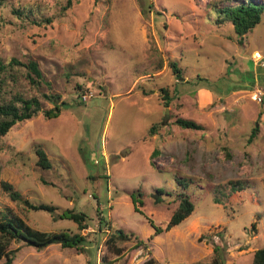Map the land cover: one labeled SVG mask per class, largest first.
Wrapping results in <instances>:
<instances>
[{
  "label": "rangeland",
  "instance_id": "1",
  "mask_svg": "<svg viewBox=\"0 0 264 264\" xmlns=\"http://www.w3.org/2000/svg\"><path fill=\"white\" fill-rule=\"evenodd\" d=\"M219 1L73 0L63 11L66 0H3L0 59L39 65L49 86L37 92L22 80L18 89L59 97H40L42 111L65 104L56 118L40 112L0 137V208L49 233L78 232L62 210L88 218L82 250L17 244L12 264H210L214 246L224 264H252L264 248V14L241 37L229 23L215 25L211 5ZM176 118L201 129H183ZM38 147L49 169L38 165ZM2 182L57 211L12 201ZM137 190L144 215L130 199ZM180 193L193 202L192 216L155 235L146 217L165 227ZM114 230L135 235L116 244L120 257L106 245Z\"/></svg>",
  "mask_w": 264,
  "mask_h": 264
},
{
  "label": "trees",
  "instance_id": "2",
  "mask_svg": "<svg viewBox=\"0 0 264 264\" xmlns=\"http://www.w3.org/2000/svg\"><path fill=\"white\" fill-rule=\"evenodd\" d=\"M3 0H0V4ZM73 4V0H66L65 6L62 10L70 8ZM212 14L215 17L214 23L216 26L221 27L225 23L231 24L234 33L239 36H245L251 32L260 22L261 17L264 14V0H224L214 2L211 5ZM23 10H15L14 14L21 16ZM47 22H50L47 19ZM34 24H39L35 22ZM169 68L172 74L179 80L182 78L181 69L177 62H169ZM24 80L30 86L39 92V88L42 84L48 83L45 80L44 73L40 69L39 65L32 60L26 62L12 58L8 61L0 59V137L5 136L8 131L17 123L29 120L36 116L38 113H42L47 119L56 118L61 113V107L65 104H55L50 110L42 111L41 98H45L49 101L59 100V97L48 96L46 94L29 96L26 93L20 91L18 88L20 82ZM163 94L162 99L166 101L164 104L167 106L168 90L165 88L160 89ZM175 124L183 129L200 130L201 126L195 122L183 118H176ZM156 125L151 126L148 130L150 136L155 134ZM258 128H253L248 138V142L257 135ZM157 150L151 153V157L157 154ZM36 156L38 157V165L43 169H49L51 164L46 154L38 147L36 148ZM236 186V184L232 185ZM1 188L7 194L12 201H22L24 205L34 211H45L54 213L56 208L46 204L33 205L27 200H23L20 193L14 189V187L7 183L2 182ZM142 193L137 190L130 194V199L135 212L144 215L141 207L143 201L141 199ZM179 203L176 209L170 216L169 221L165 227L156 226L152 219L146 217L149 225L154 229V234L159 235L161 233H169L172 229L188 220L194 212V204L191 201L189 195L186 193L178 194ZM95 200V207L98 209V200ZM214 203L218 205L217 200ZM62 220L72 221L77 225L78 232L71 233L69 231H61L59 233H49L38 231L28 226L25 221L16 214L0 208V263L12 264L15 258V250L13 245H23L26 247H33L36 249H42L49 245L59 244L62 248H70L76 250H82L86 242V236L82 235V231L88 229V218L85 213L77 212L72 209L62 210L58 215ZM224 229H226L224 227ZM251 229L256 231V223H251ZM203 234V233H201ZM135 236L133 233H126L123 230H114L106 240V245L114 251L113 253L120 257L122 255V249L117 248L118 242H126L130 240V237ZM223 236V235H222ZM221 236V237H222ZM207 236L201 235L199 241ZM137 239V237H136ZM138 244H144L143 241L138 240ZM213 251L215 257L210 264H224L219 254V247L214 246ZM99 264H112V261L103 258ZM143 264H158L155 259L149 258ZM165 264H178V263H165ZM252 264H264V248L257 249L253 253Z\"/></svg>",
  "mask_w": 264,
  "mask_h": 264
},
{
  "label": "built area",
  "instance_id": "3",
  "mask_svg": "<svg viewBox=\"0 0 264 264\" xmlns=\"http://www.w3.org/2000/svg\"><path fill=\"white\" fill-rule=\"evenodd\" d=\"M82 99L83 100H86V96H83ZM258 100L260 101L261 99L259 98Z\"/></svg>",
  "mask_w": 264,
  "mask_h": 264
}]
</instances>
